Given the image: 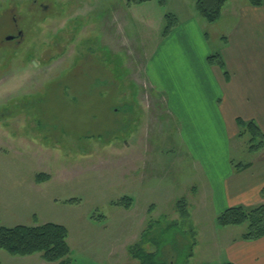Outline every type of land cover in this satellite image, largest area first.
<instances>
[{
  "label": "rangeland",
  "instance_id": "374dc122",
  "mask_svg": "<svg viewBox=\"0 0 264 264\" xmlns=\"http://www.w3.org/2000/svg\"><path fill=\"white\" fill-rule=\"evenodd\" d=\"M195 1L166 0L163 9L152 0L130 10L127 0H0V227L60 225L72 264H139L130 251H154L141 244L150 222H177L185 233L189 223L196 243L187 264H227L222 244L247 226H217L199 166L181 144L183 137L195 152L197 143L211 149L217 140L200 127L205 137L189 141L149 86L150 71L163 84L164 52L145 73L163 14L180 9L182 18ZM224 29L203 25L212 50ZM248 142L230 141L232 162L263 166ZM38 175L49 178L38 183ZM169 236L161 240L171 250L190 241ZM42 263L40 254L0 252V264Z\"/></svg>",
  "mask_w": 264,
  "mask_h": 264
},
{
  "label": "crops",
  "instance_id": "0c3cea01",
  "mask_svg": "<svg viewBox=\"0 0 264 264\" xmlns=\"http://www.w3.org/2000/svg\"><path fill=\"white\" fill-rule=\"evenodd\" d=\"M194 5L195 2L193 9ZM192 8L182 18L176 12L180 9L167 11L177 18V26L167 37L160 38L152 57L149 56L145 73L154 68L153 61L164 52L163 84L155 85V75L150 71L146 75L149 86L160 90L172 122L179 123L181 130L187 129L189 141L195 144L199 136L205 137L198 133L200 127L204 128L206 138L217 140L211 149L197 143L193 152L181 138L187 156L199 166L202 175L198 174L209 189L210 208L216 217L231 207L252 209L264 205L261 195L264 183L260 184L257 170L264 169V165L244 163L249 167L239 172L229 151L230 141L238 139L237 119L255 123L264 133V4L255 8L240 0H229L220 20L214 24L225 26L224 36L219 35L222 41L215 50L210 48L203 30L207 23ZM214 54L221 55L228 81L222 70L208 65L207 58ZM193 124L197 125L196 132ZM223 143L225 150H221ZM217 152L221 153L213 157ZM256 155L264 163V150ZM221 251L227 264H264V237L250 242L231 237L222 244Z\"/></svg>",
  "mask_w": 264,
  "mask_h": 264
},
{
  "label": "trees",
  "instance_id": "16d2710c",
  "mask_svg": "<svg viewBox=\"0 0 264 264\" xmlns=\"http://www.w3.org/2000/svg\"><path fill=\"white\" fill-rule=\"evenodd\" d=\"M152 0H127V8L139 6ZM229 0H196L194 10L196 15L209 25L216 24L220 18L223 8ZM248 6L260 8L264 4V0H240ZM160 8H164L166 0H156ZM165 27L161 37H167L171 31L177 26V18L174 15L166 14L164 17ZM209 66H216L222 70L224 78L228 81L229 76L225 69L224 61L219 54L211 55L207 58ZM239 129L238 138L248 136V153L257 154L264 149V133L253 122H244L241 119L236 120ZM248 164H238L235 169L239 172L246 170ZM37 182H45L48 180L47 175H38ZM264 197V187L261 190ZM126 208L130 206L131 201H126ZM177 211L181 216L183 223L188 222V212L186 203L179 201L177 203ZM216 224L220 228L242 227L247 226L246 232L241 233L239 239L242 241H256L264 237V205L247 209L242 206L231 207L217 215ZM190 233L180 230L177 222H150L146 231L143 232L141 244H149L154 251L148 252L141 247L131 249V257L136 259L139 264H187L192 257L193 248L195 246V238L193 229L188 223ZM175 235L177 239L186 238L190 241H184L186 244L176 246L175 249H182L183 256L180 259V252L175 249L171 250V246L167 240H161V237H170ZM67 230L60 225L47 223L44 225L24 226L17 225L13 227H0V252H5L12 257H27L34 254H40L42 261L48 264H72L69 259L70 248L67 243ZM180 236V237H178ZM181 240V239H180ZM173 243V242H172ZM184 250V251H183ZM172 253L170 255L169 253ZM168 254V255H167ZM169 256L170 262H166Z\"/></svg>",
  "mask_w": 264,
  "mask_h": 264
},
{
  "label": "water",
  "instance_id": "95a60500",
  "mask_svg": "<svg viewBox=\"0 0 264 264\" xmlns=\"http://www.w3.org/2000/svg\"><path fill=\"white\" fill-rule=\"evenodd\" d=\"M11 39H12V37H8V38H7V40H11Z\"/></svg>",
  "mask_w": 264,
  "mask_h": 264
},
{
  "label": "flooded vegetation",
  "instance_id": "af4514ba",
  "mask_svg": "<svg viewBox=\"0 0 264 264\" xmlns=\"http://www.w3.org/2000/svg\"><path fill=\"white\" fill-rule=\"evenodd\" d=\"M20 32H18V34H19Z\"/></svg>",
  "mask_w": 264,
  "mask_h": 264
}]
</instances>
